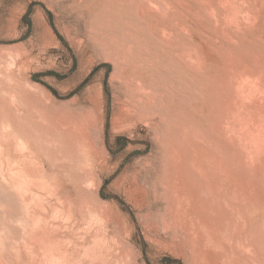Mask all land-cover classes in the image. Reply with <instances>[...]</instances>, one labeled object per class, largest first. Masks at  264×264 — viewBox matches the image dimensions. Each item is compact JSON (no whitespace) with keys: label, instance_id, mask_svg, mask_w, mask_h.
I'll return each instance as SVG.
<instances>
[{"label":"rangeland","instance_id":"1","mask_svg":"<svg viewBox=\"0 0 264 264\" xmlns=\"http://www.w3.org/2000/svg\"><path fill=\"white\" fill-rule=\"evenodd\" d=\"M263 71L264 0H0V264H263Z\"/></svg>","mask_w":264,"mask_h":264},{"label":"bare ground","instance_id":"2","mask_svg":"<svg viewBox=\"0 0 264 264\" xmlns=\"http://www.w3.org/2000/svg\"><path fill=\"white\" fill-rule=\"evenodd\" d=\"M144 1H145V0H144ZM197 1H198V0H197ZM211 1H212V0H211ZM147 2H148V1H147ZM156 2H157V1H156ZM165 3H166V2H165ZM225 3H226V2H225ZM225 3H224V4H225ZM227 4H228V3H227ZM145 5H146V4H145ZM164 5H165V4H164ZM149 6H150V5H149ZM166 6H167V5H166ZM227 7H228V5H227ZM161 9H162V8H161ZM227 9H228V8H227ZM162 12H163V11H162ZM236 12H238V11H236ZM247 12H248V11H247ZM240 13H241V12H240ZM233 14H234V13H233ZM244 15H245V14H244ZM213 17H214V16H213ZM233 20H234V19H233ZM186 30H187V29H186ZM237 43H238V42H237ZM187 50H188V48H187ZM193 51H194V50H193ZM187 52H188V51H187ZM187 55H188V54H187ZM184 57H185V56H184ZM188 57H189V56H188ZM186 58H187V56H186ZM198 58H199V57H198ZM187 59H188V58H187ZM202 59H203V58H202ZM183 60H184V59H183ZM189 61H190V60H189ZM199 62H201V60H200ZM205 63H206V62H205ZM244 63H245V62H244ZM259 64H260V63H259ZM187 65H188V64H187ZM262 65H263V64H262ZM188 66H189V65H188ZM201 66H202V65H201ZM204 66H205V65H204ZM238 67H239V66H238ZM259 67H260V65H259ZM202 68H203V67H202ZM236 68H237V67H236ZM191 69H192V68H191ZM231 69H232V68H231ZM259 69H260V68H259ZM252 70H253V69H252ZM263 72H264V71H263ZM229 73H230V71H229ZM246 73H247V71H246ZM0 74H1V73H0ZM257 75H258V74H257ZM243 76H245V75H243ZM249 76H251V75H249ZM228 77H229V76H228ZM255 77H256V76H255ZM262 77H263V76H262ZM9 78H10V77H9ZM199 78H200V77H199ZM242 78H243V77H242ZM247 78H248V77H247ZM229 79H230V78H229ZM231 79H232V78H231ZM255 79H256V78H255ZM235 80H236V79H235ZM230 82H231V81H230ZM239 82H240V80H239ZM261 84H262V83H261ZM230 85H231V84H230ZM251 85H252V84H251ZM227 86H228V84H227ZM236 86H237V85H236ZM230 87H232V86H230ZM237 87H238V86H237ZM241 87H242V86H241ZM245 88H246V87H245ZM227 89H228V88H227ZM235 89H236V87H235ZM246 89H247V88H246ZM259 89H260V87H259ZM28 90H29V89H28ZM33 90H34V89H33ZM229 90H230V89H229ZM240 90H241V89H240ZM34 91H35V90H34ZM226 91H227V90H226ZM241 91H243V90H241ZM248 91H249V90H248ZM254 91H255V90H254ZM260 91H261V90H260ZM4 92H5V91H4ZM236 92H237V91H236ZM6 93H7V92H6ZM234 93H235V92H234ZM237 93H238V92H237ZM250 93H252V92H250ZM255 93H256V92H255ZM2 94H3V93H2ZM222 94H223V93H222ZM227 94H228V93H227ZM245 94H246V93H245ZM252 94H253V93H252ZM219 95H221V94H219ZM254 95H255V94H254ZM254 95H253V96H254ZM232 96H233V95H232ZM16 97H17V96H16ZM228 97H230V96H227V95H226V98L224 99V103H225V107H224V108H225V109H227L228 106H229V98H228ZM237 97H238V96H237ZM15 99H16V98H15ZM222 99H223V98H222ZM239 99H240V98H239ZM24 100H25V99H24ZM242 100L245 101L244 99H242ZM25 101H26V100H25ZM221 101H222V100H221ZM240 101H241V100H240ZM12 102H13V101H12ZM22 102H23V101H22ZM249 102H250V101H249ZM249 102H248V103H249ZM255 102H256V101H255ZM255 102H254V103H255ZM29 103H30V102H29ZM238 103H239V102H238ZM242 103H244V102H242ZM24 104H25V103H24ZM255 104H257V103H255ZM12 105H13V104H12ZM30 105H31V103H30ZM221 105H222V104H221ZM221 105H220V106H221ZM232 105H233V104H232ZM234 105H235V104H234ZM241 105H242V104H241ZM243 105H245V104H243ZM250 105H251V104H250ZM248 106H249V105H248ZM251 107H252V106H251ZM236 108H237V107H236ZM34 109H35V108H34ZM233 109H234V107H233ZM28 110H29V109H28ZM219 110H220V109H219ZM239 110H240V109H239ZM250 110H251V109H250ZM37 111H38V109H37ZM40 111H42V110H40ZM225 111H226V110H224V113H225ZM240 111H241V110H240ZM245 111H246V110H245ZM248 111H249V110H248ZM256 111H258V110H256ZM231 112H232V111H231ZM233 112H234V111H233ZM253 112H254V111H253ZM17 113H18V112H17ZM255 113H256V112H255ZM19 114H22V113L19 112ZM219 114H220V113H219ZM40 115H41V114H40ZM70 115H71V114H70ZM74 115H75V114H74ZM76 115H78V114H76ZM76 115H75V116H76ZM224 115H225V114H223V116H224ZM231 115H232V114H231ZM0 116H1V115H0ZM75 116H74V119H75ZM81 116H82V115H81ZM221 116H222V115H221ZM223 116H222V117H223ZM244 116H245V115H244ZM5 117H6V116H5ZM41 117H42V115H41ZM57 117H58V116H57ZM68 117H69V116H68ZM263 117H264V116H263ZM1 118H2V117H1ZM1 118H0V119H1ZM20 118H21V117H20ZM44 118H45V117H44ZM86 118H87V117H86ZM225 118H226V117H225ZM238 118H239V117H238ZM256 118H257V117H256ZM61 119H62V118H61ZM69 119H70V118H68V120H69ZM2 120H4V119H2ZM7 120H8V119H7ZM7 120H6V121H7ZM20 120H21V119H20ZM43 120H44V119H43ZM66 120H67V118H66ZM75 120H77V119H75ZM79 120H80V119H79ZM85 120H86V119H85ZM222 120H223V119H222ZM227 120H228V118H227ZM239 120H240V119H239ZM8 121H9V120H8ZM10 121H11V120H10ZM16 121H17V120H16ZM45 121H46V120H45ZM88 121H89V120H88ZM228 121H229V120H228ZM235 121H236V120H235ZM244 121H245V119H244ZM11 122L14 123L13 121H11ZM11 122H10V123H11ZM62 122H63V121H62ZM67 122H68V121H67ZM67 122H66V123H67ZM82 122H83V121H82ZM218 122H220V121H218ZM218 122H217L216 124H218ZM222 122H223V121H222ZM224 122H226V121H224ZM240 122H241V121H240ZM247 122H248V121H247ZM263 122H264V121H263ZM4 123H5V122H4ZM4 123H3V124H4ZM8 123H9V122H8ZM20 123H21V122H20ZM70 123H72V122L70 121ZM78 123H79V122H78ZM80 123H81V122H80ZM220 123H221V122H220ZM0 124H1V123H0ZM58 124H59V123H58ZM68 124H69V122H68ZM75 124L77 125V123H75ZM89 124H90V123H89ZM223 124H224V123H223ZM14 125H15V123H14ZM25 125H26V124H25ZM66 125H67V124H66ZM66 125H65V126H66ZM213 125L215 126V124H213ZM221 125H222V124H221ZM243 125H244V124H243ZM245 125H246V123H245ZM252 125H253V124H252ZM0 126H1V125H0ZM9 126H10V125H9ZM9 126H8V127H9ZM12 126H13V125H12ZM18 126H19V125H18ZM69 126H70V125H69ZM77 126H78V125H77ZM77 126H72V127H75V128H71V130L73 131V129H74V130L77 131V128L80 129L79 126H78V127H77ZM85 126H86V125H85ZM87 126H88V125H87ZM214 126H213V127H214ZM218 126H219V124H218ZM224 126H225V125H224ZM240 126H241V125H240ZM14 127H15V126H14ZM46 127H48V126H46ZM67 127H68V126H66V128H67ZM76 127H77V128H76ZM83 127H84V124H82V127H81V128H83ZM236 127H237V126H236ZM248 127H249V126H248ZM251 127H252V126H251ZM11 128H13V127L10 126V129H11ZM15 128H16V127H15ZM22 128H23V127H22ZM48 128H49V127H48ZM48 128H47V129H48ZM55 128H56V127H55ZM84 128H85V127H84ZM211 128H212V127H211ZM215 128H216V126L213 128V130H215L214 132H216V131L218 130V129H215ZM217 128H218V127H217ZM227 128H228V127H227ZM1 129H2V127H1ZM8 129H9V128H8ZM50 129H52V128H50ZM221 129H222V127H221ZM242 129H243V128H242ZM254 129H255V128H254ZM260 129H261V128H260ZM17 130H18V129H17ZM54 130H55V129H54ZM69 130H70V129H69ZM71 130H70V131H71ZM80 130H81V129H80ZM80 130H79V132H81ZM87 130H88V129H87ZM223 130H224V129H222V132H223ZM225 130H226V129H225ZM225 130H224V131H225ZM263 130H264V128H263ZM6 131H7V130H6ZM8 131H9V130H8ZM8 131H7V132H8ZM26 131H27V130H26ZM43 131H44V130H43ZM72 131L70 132V134L73 133ZM76 131H74V135H75ZM83 131H84V130H83ZM83 131H82V132H83ZM219 131H220V130H219ZM233 131H234V130H233ZM10 132H11V131H9V133H10ZM27 132H28V131H27ZM67 132L69 133V131H67ZM84 132H85V131H84ZM225 132H226V131H225ZM230 132H231V131H230ZM247 132H248V131H247ZM12 133H13V132H12ZM19 133H20V132H19ZM24 133H25V132H24ZM42 133H43V132H42ZM47 133H48V132H47ZM56 133H58V131H57ZM59 133H60V132H59ZM86 133H87V132H86ZM217 133H218V132H217ZM219 133H221V132H219ZM223 133H224V132H223ZM255 133H256V132H255ZM16 134L19 135L18 132H16ZM16 134H15V135H16ZM70 134H68V135L70 136ZM81 134H82V133H81ZM81 134H78V135H81ZM84 134H85V133H84ZM84 134H82V135H84ZM88 134H89V133H88ZM226 134H227V133H226ZM4 135H5V133H4ZM7 135H9V134L7 133ZM10 135H11V134H10ZM10 135H9V136H10ZM21 135H22V133H21L19 136H21ZM23 135H24V134H23ZM25 135H26V134H25ZM25 135H24V137H25ZM82 135H81V136H82ZM198 135H199V134H198ZM217 135H219V134H217ZM224 135H225V134H224ZM11 136H12V135H11ZM11 136H10V138H11ZM27 136H28V135H27ZM27 136H26V137H27ZM31 136H32V135H30V136L27 137V139L29 138V139H28L29 141L31 140L30 138H32ZM65 136H66V135H65ZM71 136H72V135H71ZM76 136H77V133H76ZM76 136H75V137H76ZM81 136H80V137H81ZM84 136H85V135H84ZM221 136H222V135H221ZM252 136H254V135H252ZM252 136H251V137H252ZM14 137H15V136H14ZM49 137H50V136H49ZM60 137H61V136H60ZM201 137H202V136H201ZM203 137H204V136H203ZM232 137H233V136H232ZM51 138H53V137H51ZM62 138H64V137H62ZM78 138H79V136H78ZM83 138H84V137H83ZM190 138H191V137H190ZM197 138H198V137H197ZM225 138H226V137H225ZM229 138H230V137H229ZM252 138H253V137H252ZM4 139L7 140L8 138H4ZM11 139H12V138H11ZM16 139H17V138H16ZM27 139L25 138V140H27ZM36 139H37V138H36ZM70 139H71V138H70ZM72 139H74V138H72ZM75 139H76V138H75ZM75 139H74V140H75ZM81 139H82V138H81ZM81 139H80V140H81ZM84 139H85V138H84ZM209 139H210V138H209ZM227 139H228V138H227ZM250 139H251V138H250ZM253 139H254V138H253ZM2 140H3V139H2ZM13 140H14V139H13ZM22 140H23V139H22ZM25 140H24V141H25ZM33 140H35V136H34V139L31 140V142H32ZM68 140H69V138H68ZM68 140H67V143H68ZM74 140H72V141H74ZM78 140H79V139H78ZM80 140H79V141H80ZM85 140H86V139H85ZM85 140H84V141H85ZM199 140H200V139H199ZM199 140H198V141H199ZM215 140H217V139H215ZM242 140H243V139H242ZM251 140H252V139H251ZM7 141H8V140H7ZM18 141H19V140H18ZM29 141H28V143H29ZM35 141H36V140H35ZM200 141H201V140H200ZM206 141H207V140H206ZM209 141H210V140H209ZM209 141H208V143H209ZM248 141H249V140H248ZM1 142H2V141H1ZM3 142H4V141H3ZM14 142H15V140H14ZM25 142H26V143H25ZM25 142H23V143H25V144L27 145V146L24 147L25 149H27V148L32 149V147H33V148H35V149L37 150V149L39 148V147L37 148V146H38L37 144H38V143H35V145H37V146L35 147V146H33L34 144L32 145V143L30 142V145L32 146V147H31V146H29V144H27V141H25ZM37 142H38V141H37ZM49 142H50V139H49ZM80 142H81V141H80ZM86 142H87V141H86ZM213 142H214V141H213ZM234 142H235V141H234ZM240 142H241V141H240ZM252 142H253V141H252ZM7 143H8V142H7ZM16 143H17V142H16ZM51 143H52V142H51ZM64 143H65V142H64ZM64 143H63V144H64ZM74 143H75V142H74ZM76 143L78 144V142H76ZM76 143H75V144H76ZM90 143H91V142H90ZM191 143H192V142H191ZM195 143H196V142H195ZM205 143H206V142H205ZM231 143H232V142H231ZM242 143H243V142H242ZM255 143H256V142H255ZM259 143L262 144L261 142H259ZM9 144H10V143H9ZM25 144H24V145H25ZM68 144H69V143H68ZM80 144H81V143H80ZM91 144H92V143H91ZM187 144H188V143H187ZM197 144H198V143H197ZM216 144H217V143H216ZM219 144H220V143H219ZM219 144H218V145H219ZM252 144H253V143H252ZM7 145H8V144H7ZM13 145H14V144H13ZM24 145H23V146H24ZM49 145H50V144H49ZM66 145H67V144H66ZM78 145H79V144H78ZM82 145H83V144H82ZM87 145L90 146V144H87ZM207 145H208V144H207ZM210 145H211V142H210ZM213 145H214V144H213ZM239 145H240V144H239ZM14 146H15V145H14ZM23 146H22V147H23ZM28 146H29V147H28ZM75 146H76V145H75ZM93 146H94V143H93ZM224 146H225V145H224ZM231 146H232V145H231ZM249 146H251V145H249ZM64 147H65V146H64ZM66 147H67V146H66ZM68 147H69V146H68ZM70 147H71V146H70ZM70 147H69V148H70ZM72 147H73V146H72ZM90 147H91V146H90ZM179 147H180V146H179ZM20 148H21V147H20ZM20 148H18V149H20ZM48 148H49V146H48ZM48 148H47V149H48ZM76 148H77V147H75V149H76ZM78 148H79V146H78ZM194 148H195V147H194ZM205 148H206V147H205ZM215 148H216V147H215ZM218 148H219V147H218ZM236 148H237V147H236ZM14 149H15V147H14ZM73 149H74V148H73ZM73 149H72V150H73ZM80 149H81V145H80ZM80 149H79V150L77 149L76 151L79 152ZM213 149H214V147H213ZM219 149H220V148H219ZM22 150H23V152H24V149H22ZM39 150H40V149H39ZM39 150H38V151H39ZM66 150H67V148H66ZM82 150H84V149H82ZM88 150H89V149H88ZM187 150H188V149H187ZM204 150H205V149H204ZM217 150H218V149H217ZM0 151H2V150H0ZM9 151H10V150H9ZM18 151H19V150H18ZM27 151L29 152L28 149H27ZM45 151H46V150H45ZM45 151H44V152H45ZM68 151H69V150H68ZM68 151H67V152H68ZM84 151H85V150H84ZM197 151H198V150H197ZM11 152H12V151H11ZM14 152H15V150H14ZM23 152H22V153H20V151L17 152V149H16V153H20L19 155L23 154ZM28 152H27V155H28L31 151H30L29 153H28ZM33 152H34V157H35V154H36V153H35V151H33ZM47 152H48V150L46 151V153H47ZM51 152H52V151H51ZM72 152H73V151H72ZM205 152H206V151H205ZM219 152H220V151H219ZM221 152H222V151H221ZM221 152H220V153H221ZM31 153H32V152H31ZM37 153H39V152H37ZM46 153H45V154H46ZM68 153H69V152H68ZM85 153H86V152H85ZM215 153H216V152H215ZM226 153H227V152H226ZM10 154H11V153H10ZM10 154H9V156H10ZM25 154H26V153H25ZM25 154L23 155V157H21L22 155L19 156V157L22 158L21 160H24V159H25V158H24ZM32 154H33V153H32ZM32 154H30V155H32ZM69 154H70V153H69ZM75 154H76V153H75ZM198 154H199V153H198ZM211 154H213V152H212ZM232 154H233V153H232ZM262 154H263V153H262ZM11 155L13 156V154H11ZM14 155H15V153H14ZM17 155H18V154H17ZM17 155H15V157H16L15 159H13L14 157L12 158V156H11L10 158L7 157V158H8L7 161H8L9 159H11L12 161H13V160L16 161V159L19 158V157H17ZM30 155H29V156H30ZM51 155H53V154L51 153ZM79 155H80V152H79V154H77V156H79ZM94 155H95V154H94ZM223 155H224V154H223ZM239 155H240V154H239ZM29 156H28V158H29ZM32 156H33V155H32ZM39 156H40V155H39ZM47 156H48V155H47ZM49 156H50V154H49ZM72 156H73V155H72ZM92 156H93V155H92ZM180 156H181V155H180ZM196 156H197V155H196ZM211 156H212V155H211ZM211 156H210V157H211ZM218 156H219V155H218ZM2 157H3V156H2ZM2 157H1V158H2ZM34 157H33V158H34ZM36 157H37V154H36ZM36 157H35V158H36ZM50 157L53 158V156H50ZM50 157H49V159H50ZM79 157H80V156H79ZM85 157H86V156H85ZM191 157H192V156H191ZM212 157H213V156H212ZM225 157H226V156H225ZM242 157H244V156H242ZM251 157H252V156H251ZM23 158H24V159H23ZM33 158H32V159L30 158V159L33 160ZM35 158H34V159H35ZM82 158H83V156H82ZM173 158H174V157H173ZM188 158H189V157H188ZM203 158H204V157H203ZM221 158H222V157H221ZM19 159H20V158H19ZM19 159H18V161H16V162H20ZM26 159H27V156H26ZM39 159H40V158H39ZM67 159H68V158H67ZM75 159H78V158H75ZM79 159H80V158H79ZM209 159H210V158H209ZM213 159H214V158H213ZM222 159H223V158H222ZM242 159H243V158H242ZM245 159H246V158H245ZM249 159H250V158L248 157V160H249ZM41 160H42V159H41ZM51 160H52V159H51ZM53 160H54V158H53ZM57 160H58V159H57ZM64 160H65V159H64ZM83 160H84V159H83ZM91 160H92V159H91ZM199 160H200V159H199ZM226 160H227V158H226ZM261 160H263V159H261ZM9 161H10V160H9ZM9 161H8V162H9ZM12 161H10L11 164H12ZM15 161H13L14 164H15ZM35 161H36V163H37V159H36ZM35 161H31V163H32V162L35 163ZM39 161H40V160H39ZM70 161L73 162V160H70ZM210 161H211V160H210ZM228 161H230V160H228ZM22 162H23V161H22ZM26 162H28V160H26L25 163H24V162H23V163H24V165H25V168H24V169H25V171H27V172H23V173H26V175L29 174L28 177H30V179H32V178L35 179L34 176H37L38 174H36V173H37V172H36V173H35L36 175L34 174V176H33L32 173H34L36 169L33 168V169H34V172H31L32 169H29L30 166H29V164H28V163H30V162H28V163H26ZM76 162H78V161H76ZM80 162H81V164H82L84 161H83V162L80 161ZM89 162H90V161H89ZM173 162H174V161H173ZM217 162H218V161H217ZM241 162H242V161H241ZM244 162H245V160H244ZM0 163H1V162H0ZM20 163H21V162H20ZM36 163H35L36 167H39L38 163H37V164H36ZM39 163H40V162H39ZM78 163H79V162H78ZM85 163H86V162H85ZM97 163H98V162H97ZM201 163H202V162H201ZM1 164H2V163H1ZM1 164H0V166H1ZM11 164L8 163V165H11ZM14 164H12V166H14ZM16 164H17V163H16ZM18 164H19V163H18ZM42 164H43V163H42ZM76 164H77V163H75V165H76ZM81 164H78V165L81 166ZM224 164H225V163H224ZM228 164H229V163H228ZM8 165H7V167H8ZM24 165H23V167H24ZM83 165H84V164H83ZM203 165H205V164H203ZM2 166H3V165H2ZM12 166L9 167V168H11V171L14 170V168H13V170H12ZM27 166H28V167H27ZM31 166H33V163L31 164ZM217 166H218V165H217ZM250 166H251V165H250ZM33 167H34V166H33ZM40 167H41V166H40ZM84 167H85V166H84ZM90 167H91V166H90ZM252 167H253V165H252ZM18 168H20V167H18ZM30 168H31V167H30ZM42 168H43V167H42ZM75 168H76V167H75ZM82 168H83V167H82ZM174 168H175V167H174ZM0 169H1V167H0ZM22 169H23V168H21V171H24V169H23V170H22ZM26 169H27V170H26ZM78 169H79V168H78ZM87 169H88V168H87ZM235 169H236V168H235ZM1 170H2V169H1ZM83 170H84V169H83ZM83 170H82V171H83ZM209 170H210V168H209ZM209 170H208V171H209ZM212 170H213V169H212ZM220 170H221V169H220ZM244 170H245V169H244ZM251 170H252V169H251ZM17 171H18V170H17ZM37 171H38V170H37ZM42 171H43V169H42ZM88 171H89V170H88ZM178 171H179V170H178ZM192 171H193V170H192ZM44 172H45V171H44ZM77 172H78V171H77ZM245 172H246V171H245ZM0 173H3V172L0 171ZM40 173H41V172H40ZM174 173H175V172H174ZM232 173H233V171H232ZM248 173H250V172H248ZM254 173H255V172H254ZM3 174H4V176H6L5 173H3ZM65 174H66V173H65ZM69 174H70V173H69ZM191 174H192V173H191ZM209 174H210V173H209ZM9 175H10V174H9ZM26 175H25V176H26ZM31 175H32V176H31ZM197 175H198V174H197ZM213 175H214V174H213ZM257 175H258V174H257ZM2 176H3V175H2ZM2 176H1V174H0V177H2ZM7 176H8V175H7ZM7 176H6V177H7ZM12 176H13V175H12ZM39 176H40V175H39ZM176 176H177V175H176ZM190 176H191V175H190ZM210 176H211V175H210ZM228 176H229V175H228ZM230 176H231V175H230ZM16 177H17V176H16ZM259 177H260V176H259ZM259 177H258V178H259ZM3 178H4V179H3ZM3 178H2V179L0 178V180H1V181H5V177H3ZM7 178H8V177H7ZM7 178H6V179H7ZM13 178H14V177H13ZM19 178H20V177H19ZM250 178H251V177H250ZM24 179H25V178H24ZM193 179H194V178H193ZM196 179H197V177H196ZM199 179H200V178H199ZM251 179H254V178H251ZM251 179H250V180H251ZM7 180H8V179H7ZM7 180H6V181H7ZM9 180H11V179H9ZM28 180H29V179H28ZM28 180L25 179L23 182H18V183L16 184V187H17V189H18L20 192L23 190V188H24V190L26 191L25 188H26V186H28V185L25 184L26 182H28V184H29V183L31 184V182H30L31 180H29V181H28ZM207 180H208V179H207ZM214 180H215V179H214ZM259 180H260V179H259ZM1 181H0V182H1ZM6 181H5V183L7 184ZM33 181H34V180H32V184H33V185L36 184V183H34ZM204 181H205V180H204ZM252 181H253V180H252ZM8 182H9V181H8ZM10 182H11V181H10ZM14 182H15V181H14ZM14 182H12V183L14 184ZM88 182H89V181H88ZM184 182H185V181H184ZM184 182H183V183H184ZM259 182H261V181H259ZM263 182H264V181H263ZM2 183H3V182H2ZM12 183L7 184V185H11ZM253 183H254V182H253ZM13 184L11 185V186H12L11 188H14V185H13ZM30 184H29V185H30ZM32 184L30 185V187L28 186V189H30V188L33 187ZM84 184H85V183H84ZM84 184H83V185H84ZM197 184H198V182H197ZM223 184H224V183H223ZM261 184H262V183H261ZM2 185H3V184H2ZM25 185H26V186H25ZM36 185H37V184H36ZM175 185H176V183H175ZM188 185H189V184H188ZM259 185H260V184H259ZM4 186H5V185H3L2 187H4ZM31 186H32V187H31ZM194 186H195V185H194ZM203 186L205 187V185H203ZM217 186H218V184H217ZM225 186H226V185H225ZM2 187H1V188H2ZM8 187H9V186H8ZM175 187H177V186H175ZM197 187H199V185H198ZM223 187H224V186H223ZM4 188H5V187H4ZM9 188H10V187H9ZM167 188H168V187H167ZM189 188H190V186H189ZM199 188H200V187H199ZM209 188H210V187H209ZM219 188H220V187H219ZM221 188H222V187H221ZM260 188H261V187H260ZM14 189H15V188H14ZM33 189H34V188H33ZM36 189H37V188H36ZM179 189H180V188H179ZM184 189H185V188H184ZM197 189H198V188H197ZM213 189H214V188H213ZM262 189H263V188H262ZM0 190H1V189H0ZM3 190H4V189H3ZM6 190H7V189H6ZM6 190H4V191H6ZM10 190L12 191V189H10ZM176 190H177V189H176ZM195 190H196V189H195ZM227 190H228V189H227ZM4 191H3V192H4ZM7 191H8V190H7ZM27 191H28V190H27ZM31 191H32V190H31ZM171 191H172V190H171ZM174 191H175V190H174ZM15 192H16V191H15ZM20 192H18V193L20 194ZM29 192H30V191H29ZM79 192H80V191H79ZM178 192H179V191H178ZM199 192H200V191H199ZM201 192H202V191H201ZM4 193H5V192H4ZM11 193L15 195L14 191L11 192ZM11 193L8 192L6 195H3L4 199L9 201V199L11 198V197L9 198V196H11ZM18 193H17V195H16L17 197H18V195H19ZM181 193H182V192H181ZM22 194H23V193H21L20 196H21ZM175 194H176V193H175ZM196 194H197V193H196ZM198 194H199V193H198ZM249 194H250V193H249ZM8 195H9V196H8ZM227 195H228V194H227ZM262 195H263V194H262ZM22 196H24V195H22ZM177 196H178V195H177ZM175 197H176V195H175ZM186 197H187V196H186ZM205 197H206V196H205ZM211 197H213V196H211ZM0 198L2 199L1 196H0ZM244 198H245V197H244ZM244 198H243V199H244ZM4 199H3V200H4ZM21 199H22V198H21ZM176 199H177V198H176ZM219 199H220V198H219ZM234 199H235V198H234ZM10 200H11V199H10ZM12 200H13V199H12ZM15 200H16V199H15ZM17 200H19V199H17ZM24 200H25V199H24ZM24 200H23V201H22V200H19L20 202L18 201V202L20 203L19 206H17V204H15V203H12L13 205H8V206H12V208L10 207L11 209L8 208V209H10V211H6L7 209L4 208L5 210L3 209V211H2V210L0 211V215H1V216H4L5 218H7V216L10 215V217L13 218V219H15V221L19 222L20 225L23 224V227H22V228H20V227L18 228V226H17V227H12V231H11L12 236H13V234L18 235V237L22 236V239H24L25 241H28V242H30V243L33 244V242H35V241H38V240L41 241V240L43 239V237L47 235V226H44V224H43V220H42L43 218L41 219V217L36 216V214H33V215H32V213H30V209H29L30 205H29V207H28V211L25 210V207H26V209H27V206H26V203H25ZM86 200H87V199H86ZM207 200H208V199H207ZM229 200H230V199H229ZM13 201H14V200H13ZM13 201H12V202H13ZM21 201H22V203H21ZM29 201H30V200H29ZM185 201H186V200H185ZM208 201H209V200H208ZM16 202H17V201H16ZM26 202H27V201H26ZM5 203H6V201H5ZM27 203H28V202H27ZM87 203H88V201H87ZM211 203H212V202H211ZM227 203H228V202H227ZM231 203H232V202H231ZM9 204H11V203H9ZM28 204H29V203H28ZM82 204H83V203H82ZM32 205H33V204H32ZM38 205H39V204H38ZM41 205H42V204H41ZM205 205H206V204H205ZM223 205H224V204H223ZM0 206H2V205H0ZM4 206H5V205H4ZM4 206H3V207H4ZM24 206H25V207H24ZM34 206H35V205H33V207H34ZM82 206H83V205H82ZM3 207H2V208H3ZM41 207H42V206H41ZM83 207H84V206H83ZM196 207H197V206H196ZM6 208H7V206H6ZM45 208H46V207H45ZM200 208H201V207H200ZM242 208H243V207H242ZM0 209H1V208H0ZM82 209H83V208H82ZM78 210H79V209H78ZM89 210H90V209H89ZM89 210H88V211H89ZM91 210H92V209H91ZM242 210H243V209H242ZM32 211H33V210H32ZM34 211H35V210H34ZM101 211H102V210H101ZM176 211H177V210H176ZM194 211H195V210H194ZM221 211H222V210H221ZM81 212H82V211H81ZM96 212H97V211H96ZM182 212H183V211H182ZM102 213H104V212H102ZM231 213H232V212H231ZM8 214H9V215H8ZM203 214H204V213H203ZM43 215H44V214H43ZM83 215H84V214H83ZM91 215H92V214H91ZM96 215H97V214H96ZM100 216H101V215H100ZM101 217H102V216H101ZM212 217H213V216H212ZM46 218H47V217H46ZM96 218H97V217H96ZM103 218H104V217H103ZM0 219H1V218H0ZM108 219H109V218H108ZM7 220H8V218H7ZM47 220H48V219H47ZM186 220H187V219H186ZM223 220H224V219H223ZM1 221H3V220H1ZM104 221H105V220H104ZM3 222H4V221H3ZM77 222H78V221H77ZM211 222H212V221H211ZM211 222H210V223H211ZM4 223H5V222H4ZM46 223H47V222H46ZM50 223H51V222H50ZM104 223H105V222H104ZM212 223H213V222H212ZM0 224H1V223H0ZM191 224H192V223H191ZM222 224H223V223H222ZM27 225H30V227H27ZM46 225H47V224H46ZM216 225H217V224H216ZM216 225H215V226H216ZM251 225H252V224H251ZM1 226H2V227H1ZM1 226H0V237H1V238L3 239V241L5 242L6 240H5V237L3 238V236H5L6 234H8V233H7V232H8V228H7L6 225H1ZM13 226H14V225H13ZM31 226H34V227H31ZM197 226H198V225H197ZM100 227H101V226H100ZM207 228H208V227H207ZM216 228H217V227H216ZM1 230H2V231H1ZM98 230H99V229H98ZM213 230H214V229H213ZM51 232H52V231H51ZM9 233H10V232H9ZM51 234H52V233H51ZM6 236H7V235H6ZM116 236H117V235H116ZM231 236H232V235H231ZM15 237H16V236H14V238H15ZM206 237H207V236H206ZM8 238H9V237H8ZM204 238H205V237H204ZM50 239H51V238H50ZM239 239H240V238H239ZM46 240H48V238H47ZM58 240H59V239H58ZM208 240H209V239H208ZM0 241H1V239H0ZM3 241H1V242H3ZM22 241H23V240H22ZM48 241H49V240H48ZM1 242H0V243H1ZM26 243H27V242H26ZM37 243H38V242H37ZM47 243H48V242H47ZM58 243H59V242H58ZM7 244H8V243H7ZM35 244H36V243H35ZM48 244H49V243H48ZM48 244H47V245H48ZM51 244H52V243H51ZM4 245H5V244H4ZM43 245H45V244H43ZM53 245H54V244H53ZM1 246H2V245H1ZM6 246H7V245H6ZM27 246H28V245H27ZM30 246H31V244H30ZM33 246H34V245H33ZM33 246H32V247H33ZM45 246H46V245H45ZM49 246H50V245H49ZM58 246H59V245H58ZM58 246H57V247H58ZM243 246H244V245H243ZM34 247H35V246H34ZM234 247H235V246H234ZM240 247H241V246H240ZM44 248H45V247H44ZM54 248H55V247H54ZM54 248H52V247H49V248H48L49 253L51 252V254H52V253L54 254V255L52 254L53 256L57 255V254H56V250H54ZM121 248H122V247H121ZM251 248H252V247H251ZM12 249H13V248H12ZM41 249H42V248H41ZM15 250H16V249H15ZM44 250H45V249H44ZM58 250H59V249H58ZM61 250H62V249H61ZM253 250H254V249H253ZM1 251H2V250H1ZM17 252H18V251H17ZM54 252H55V253H54ZM57 252H58V251H57ZM231 252H232V251H231ZM256 252H257V251H256ZM263 252H264V251H263ZM21 253H22V252H21ZM23 253H24V252H23ZM29 253H30V252H29ZM44 253H45V252H44ZM248 253H249V252H248ZM24 254H26V252H25ZM39 254H40V253H39ZM96 254H97V253H96ZM2 255H3V254H2ZM2 255H1V256H2ZM19 255L21 256L22 254H19ZM40 255H41V254H40ZM45 255H46V254H45ZM31 256H32V255H31ZM33 256H34V255H33ZM57 256H58V255H57ZM57 256H56V257H57ZM59 256L64 257V259L67 260L66 252L63 253L62 251H60V252H59ZM243 256H244V255H243ZM22 258H23V260H24L26 257H23V256H22ZM28 258H29V257H28ZM223 258H224V257H223ZM2 259L4 260V258H2ZM14 259H15V258H14ZM41 259H42V258H41ZM45 259H46V258H45ZM21 260H22V259H21ZM23 260L21 261V264H22ZM32 260H33V258H32ZM34 260H35V259H34ZM36 260H37V259H36ZM53 260H54V259H53ZM15 261H16V260H15ZM27 261H28V260H27ZM27 261H26V263H28ZM29 261H30V260H29ZM248 261H249V260H248ZM248 261H247V262H248ZM7 262H9V261H7ZM19 262H20V261H19ZM34 262H35V261H34ZM243 262H244V261H243ZM36 263H37V262H36ZM56 263H57V262H56ZM7 264H8V263H7ZM31 264H32V263H31ZM34 264H35V263H34ZM46 264H47V263H46ZM53 264H54V263H53ZM67 264H68V263H67ZM229 264H230V263H229ZM260 264H261V263H260ZM263 264H264V263H263Z\"/></svg>","mask_w":264,"mask_h":264}]
</instances>
